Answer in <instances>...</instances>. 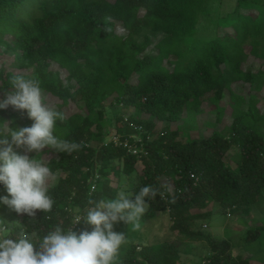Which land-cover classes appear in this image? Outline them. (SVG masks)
I'll use <instances>...</instances> for the list:
<instances>
[{"label":"trees","instance_id":"1","mask_svg":"<svg viewBox=\"0 0 264 264\" xmlns=\"http://www.w3.org/2000/svg\"><path fill=\"white\" fill-rule=\"evenodd\" d=\"M205 2L0 0V45L13 53L15 67L25 70L18 73L0 68V89L9 90L14 75L39 80L42 90L57 98L54 110L65 117L57 120L54 134L81 145L70 154L47 147L27 153L38 160L51 153L44 162L53 173L63 176L49 186L54 201L50 212L38 210L34 219L13 209L7 212L10 238L15 239L21 228L35 233L37 239L58 224L68 229L75 208L84 214L91 207L90 199L116 198L108 169L129 176L137 163L141 168L133 193L149 185L158 190L155 198L147 199L140 218L167 211L171 228L188 238L197 233L191 229L194 221L210 217V211L205 210L209 204L224 206L228 214L248 213L253 204L264 200V114L253 100L242 109L244 97L233 88L234 83L242 82L255 91L264 83L263 70L242 67L248 57L264 60V3L257 13L236 10L231 31L217 32L184 53L182 43L196 35ZM118 24L127 31L125 36L116 32ZM155 33L162 37L152 54L146 50ZM132 75L136 76L133 82ZM226 93L235 112L228 135L213 130L208 136L178 140L177 130L157 128L158 122L178 121L184 112L197 111L206 99L217 104ZM70 101L81 103V111L67 114L64 107ZM106 101L132 110L122 125L121 116H115L114 134L130 142L131 134H139L145 154L137 157L123 145L104 144L101 120ZM3 122L15 129L33 123L26 111L11 106L1 109L0 124ZM231 148L236 152L229 156ZM14 151L24 154L23 148L14 146ZM94 173L99 176L90 190ZM165 180L172 183V189ZM6 196L11 198L0 184V197ZM0 226H5L1 217ZM72 230L79 235L92 228L82 220ZM114 230L125 233L126 224L117 223ZM245 233L246 244L259 241L264 220L249 226ZM206 237L209 252L192 264H251L250 256L232 252L226 238ZM181 243L170 240L156 247L132 243L118 255L116 264H185L178 261Z\"/></svg>","mask_w":264,"mask_h":264},{"label":"clouds","instance_id":"2","mask_svg":"<svg viewBox=\"0 0 264 264\" xmlns=\"http://www.w3.org/2000/svg\"><path fill=\"white\" fill-rule=\"evenodd\" d=\"M9 106L26 111L33 123L18 129L10 127L8 122L0 124V184L11 197H0V202L34 219L38 210L43 213L52 210L54 201L49 195V186L55 173L43 159L30 158L27 153L47 147L70 154L81 145L54 134L57 120L63 121L65 117L45 103L39 80L25 75L12 76L9 90L0 99V109ZM14 146L23 148L24 154L14 151ZM157 194L158 190L149 185L141 187L138 193L119 191L115 199H90L91 207L84 214L80 208L73 210L68 229L55 225L40 239L23 228L12 239L8 228L0 226V264H116L126 236L116 232L114 225L123 222L138 229L139 218L147 209V199ZM82 220L92 230L78 235L72 229Z\"/></svg>","mask_w":264,"mask_h":264},{"label":"rangeland","instance_id":"3","mask_svg":"<svg viewBox=\"0 0 264 264\" xmlns=\"http://www.w3.org/2000/svg\"><path fill=\"white\" fill-rule=\"evenodd\" d=\"M240 2V3H238ZM264 3V0H206L202 11L199 13L197 20V32L194 37H187L182 43V51L184 53L189 51V47L195 43L213 38L217 32L226 33L231 31L229 25L236 19V10L240 12L257 13V8ZM116 32L120 36H125L127 31L121 24L116 26ZM162 37L159 33L151 34V47L147 48L146 52L156 53L155 44ZM142 36L139 40H142ZM15 59L13 53L3 48L0 45V68L13 69L15 72H25L15 67ZM171 67V66H169ZM245 69L263 70L264 60H257L248 57L242 66ZM56 69V66H51ZM29 71V70H28ZM29 71L28 74H30ZM62 77L65 76V72L62 70ZM136 76L132 75L130 81H135ZM233 88L240 95H243L244 101L241 104L242 109H246L248 103L253 100L254 104L258 108L261 114H264V83L258 90H253L252 85L247 83L237 82L234 83ZM4 90L0 89V99L4 98ZM45 103L52 109H55V103L57 98L44 92ZM253 97V99H251ZM81 103L77 101H70L69 104L64 107L67 114L74 111H81ZM106 109L104 112V118L101 120L102 130L104 133L105 142L114 136V126L116 125L115 116H121L122 120L119 124L122 125L127 117L131 114L132 110H124L121 105L116 103L109 104V101L105 103ZM11 108H13L11 106ZM1 111V109H0ZM234 108L230 106V100L228 94L217 104H214L209 99H206L201 104L197 111L184 112L182 117L178 121L174 122H158L157 128L160 130L168 128L169 130L178 131V140H185L189 137H204L208 136L213 130L220 131L223 135H228L231 129V122L234 115ZM262 131L264 132V121L262 125ZM100 145V144H99ZM98 145V146H99ZM236 149L231 148L229 150V156L233 155ZM51 153H44L43 159H49ZM119 164H117L118 166ZM97 166V164H96ZM141 168L140 163L136 164V171L132 172L129 176L120 172L118 175L108 169V176L110 178V185L116 189V197L119 191H125L126 193H133L132 187L138 182V172ZM97 171V167L96 170ZM55 178L50 181V185L56 184L59 177L63 176L61 172H54ZM168 185V189H172V183L169 180H165ZM224 206L218 203L209 204L205 210L210 211V217L202 218L194 221V226L191 228L196 231L195 235L190 238L178 233V231L171 228L172 219L169 213L159 212L154 217L142 220L139 218L140 227L136 229L132 224L126 225V242L121 246L119 254L123 253L127 246L130 244L145 243L153 246H158L166 241H182L179 246L178 261L185 264L194 263L196 257H201L209 252L207 245V234L222 239L226 238L230 241L232 252L242 253L252 258L251 264H264V233L259 241L246 244L245 243V231L249 226H255L261 224L264 220V200L259 201L252 205L251 210L248 213L234 211V213L228 214L223 209ZM12 209L5 208L0 205V217L3 220V224L8 226V211Z\"/></svg>","mask_w":264,"mask_h":264},{"label":"built area","instance_id":"4","mask_svg":"<svg viewBox=\"0 0 264 264\" xmlns=\"http://www.w3.org/2000/svg\"><path fill=\"white\" fill-rule=\"evenodd\" d=\"M134 128L139 129V127L136 126ZM130 137L132 138V142H130L129 138L121 140L116 135H114L109 139V141L104 142V144L112 141L114 145H123L127 147V151L132 154H135L137 157H140L141 153L145 154L147 150L143 146L142 137H140L139 134H131ZM93 175L94 178L91 177L90 190H93L95 188V179L99 176L97 173H94ZM162 196L164 197L165 195L162 194Z\"/></svg>","mask_w":264,"mask_h":264}]
</instances>
